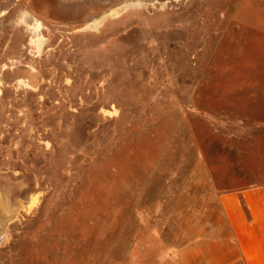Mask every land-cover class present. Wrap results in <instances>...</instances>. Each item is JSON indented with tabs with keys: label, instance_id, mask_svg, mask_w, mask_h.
<instances>
[{
	"label": "rangeland",
	"instance_id": "374dc122",
	"mask_svg": "<svg viewBox=\"0 0 264 264\" xmlns=\"http://www.w3.org/2000/svg\"><path fill=\"white\" fill-rule=\"evenodd\" d=\"M250 183L264 0H0V264H130Z\"/></svg>",
	"mask_w": 264,
	"mask_h": 264
},
{
	"label": "crops",
	"instance_id": "0c3cea01",
	"mask_svg": "<svg viewBox=\"0 0 264 264\" xmlns=\"http://www.w3.org/2000/svg\"><path fill=\"white\" fill-rule=\"evenodd\" d=\"M185 236L177 244H137L130 264H264V183L219 193Z\"/></svg>",
	"mask_w": 264,
	"mask_h": 264
}]
</instances>
